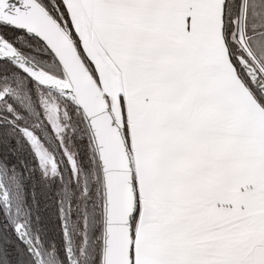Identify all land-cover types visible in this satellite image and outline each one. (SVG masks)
Listing matches in <instances>:
<instances>
[{"label": "snow or ice", "instance_id": "6c2138e0", "mask_svg": "<svg viewBox=\"0 0 264 264\" xmlns=\"http://www.w3.org/2000/svg\"><path fill=\"white\" fill-rule=\"evenodd\" d=\"M0 264H264V0H0Z\"/></svg>", "mask_w": 264, "mask_h": 264}, {"label": "trees", "instance_id": "16d2710c", "mask_svg": "<svg viewBox=\"0 0 264 264\" xmlns=\"http://www.w3.org/2000/svg\"><path fill=\"white\" fill-rule=\"evenodd\" d=\"M25 45L27 47H29L30 49V55L34 58V59H42L43 58V52L41 50H39L34 44L32 45H28L27 42H25ZM80 239L78 236H74L73 237V247L74 249H76L77 251L79 250L80 248Z\"/></svg>", "mask_w": 264, "mask_h": 264}]
</instances>
